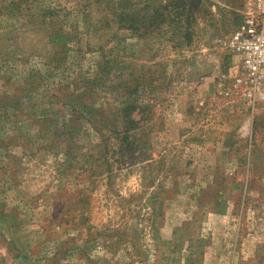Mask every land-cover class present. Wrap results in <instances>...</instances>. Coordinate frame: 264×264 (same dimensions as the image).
I'll return each mask as SVG.
<instances>
[{"label":"rangeland","instance_id":"374dc122","mask_svg":"<svg viewBox=\"0 0 264 264\" xmlns=\"http://www.w3.org/2000/svg\"><path fill=\"white\" fill-rule=\"evenodd\" d=\"M105 1L0 0V264H264V101L217 87L253 0Z\"/></svg>","mask_w":264,"mask_h":264},{"label":"built area","instance_id":"2783aa9c","mask_svg":"<svg viewBox=\"0 0 264 264\" xmlns=\"http://www.w3.org/2000/svg\"><path fill=\"white\" fill-rule=\"evenodd\" d=\"M227 48L239 57L240 74H235L224 86L219 82V92L232 98L238 94L248 107L264 101V0H253L252 11L226 41Z\"/></svg>","mask_w":264,"mask_h":264},{"label":"trees","instance_id":"16d2710c","mask_svg":"<svg viewBox=\"0 0 264 264\" xmlns=\"http://www.w3.org/2000/svg\"><path fill=\"white\" fill-rule=\"evenodd\" d=\"M151 3L155 2L156 0H149ZM141 0H106L105 1V7H108L110 11L113 10V14L116 15L117 20L121 25V27L124 28H133L137 29L143 19H146V17L142 14H140V11L143 9V7H135L136 4L138 5ZM148 8L150 5H146ZM152 7H150L151 9ZM165 7L163 6L162 8H158L157 11L158 14H154L152 12H149L148 10V15H149V21L153 20L152 22L148 23V27H154L156 28L157 25H160L164 20H161L163 18L162 16H165L164 10ZM146 15V14H145ZM155 20L161 21V23L154 24ZM145 25V24H144ZM133 121L136 122V120L133 118Z\"/></svg>","mask_w":264,"mask_h":264},{"label":"crops","instance_id":"0c3cea01","mask_svg":"<svg viewBox=\"0 0 264 264\" xmlns=\"http://www.w3.org/2000/svg\"><path fill=\"white\" fill-rule=\"evenodd\" d=\"M230 101H232V99H230ZM217 104H219V103L218 102L216 103V107H218ZM226 105H227V106H225L226 109H230V107H233L235 104H233L232 102H230V103H226Z\"/></svg>","mask_w":264,"mask_h":264},{"label":"water","instance_id":"95a60500","mask_svg":"<svg viewBox=\"0 0 264 264\" xmlns=\"http://www.w3.org/2000/svg\"><path fill=\"white\" fill-rule=\"evenodd\" d=\"M190 1L194 2V1H196V0H190Z\"/></svg>","mask_w":264,"mask_h":264}]
</instances>
